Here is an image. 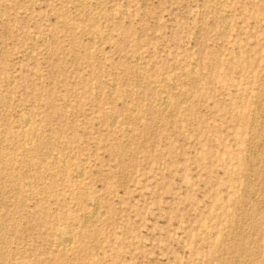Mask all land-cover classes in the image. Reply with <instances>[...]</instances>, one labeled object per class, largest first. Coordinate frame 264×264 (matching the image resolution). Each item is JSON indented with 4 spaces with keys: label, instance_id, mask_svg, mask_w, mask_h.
<instances>
[{
    "label": "rangeland",
    "instance_id": "obj_1",
    "mask_svg": "<svg viewBox=\"0 0 264 264\" xmlns=\"http://www.w3.org/2000/svg\"><path fill=\"white\" fill-rule=\"evenodd\" d=\"M0 264H264V0H0Z\"/></svg>",
    "mask_w": 264,
    "mask_h": 264
},
{
    "label": "bare ground",
    "instance_id": "obj_2",
    "mask_svg": "<svg viewBox=\"0 0 264 264\" xmlns=\"http://www.w3.org/2000/svg\"><path fill=\"white\" fill-rule=\"evenodd\" d=\"M226 19V18H225ZM95 25V24H94ZM113 85V84H112ZM165 92V91H164ZM163 98V100L161 101V102H163L165 105H166V100L167 99H164V98H166V97H162ZM167 101H169V100H167ZM162 103V104H163ZM168 103V102H167ZM168 105H169V103H168ZM166 109V108H165ZM110 115H112L111 113H110ZM111 117V116H110ZM88 191V190H87ZM105 213V212H104ZM64 234V233H63ZM68 237V236H67ZM69 238V237H68ZM69 240V239H68ZM67 239H65V237L63 238V243H65L66 241H68ZM243 244V243H242ZM64 245H66V244H64ZM240 245H237V246H235L234 248L232 247V251L233 252H236V253H238V251L240 250ZM252 249V248H251ZM246 250V249H245ZM244 250V251H245ZM248 251V250H247ZM244 253V252H243ZM248 254V253H247ZM253 260V259H252ZM252 263H253V261H252Z\"/></svg>",
    "mask_w": 264,
    "mask_h": 264
}]
</instances>
